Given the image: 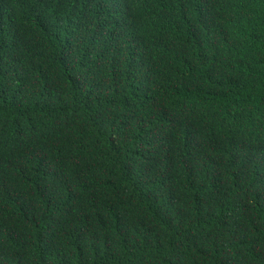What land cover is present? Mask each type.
Here are the masks:
<instances>
[{
  "label": "trees",
  "instance_id": "1",
  "mask_svg": "<svg viewBox=\"0 0 264 264\" xmlns=\"http://www.w3.org/2000/svg\"><path fill=\"white\" fill-rule=\"evenodd\" d=\"M0 264H264V0H0Z\"/></svg>",
  "mask_w": 264,
  "mask_h": 264
}]
</instances>
